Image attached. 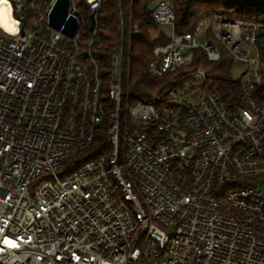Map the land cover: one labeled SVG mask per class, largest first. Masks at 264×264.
<instances>
[{
    "label": "built area",
    "instance_id": "obj_1",
    "mask_svg": "<svg viewBox=\"0 0 264 264\" xmlns=\"http://www.w3.org/2000/svg\"><path fill=\"white\" fill-rule=\"evenodd\" d=\"M2 1L18 29L0 24V264H264V23L215 14L178 32L174 4L153 0L170 39L147 69L164 84L137 91L132 17L105 87L102 0H70L73 36L50 24L57 0ZM218 42L243 67L235 104L202 66L201 84L180 83Z\"/></svg>",
    "mask_w": 264,
    "mask_h": 264
},
{
    "label": "trees",
    "instance_id": "obj_2",
    "mask_svg": "<svg viewBox=\"0 0 264 264\" xmlns=\"http://www.w3.org/2000/svg\"><path fill=\"white\" fill-rule=\"evenodd\" d=\"M82 5V0H76ZM153 0H102L99 10L100 41L92 47L94 58L100 63V76L105 85L108 84L110 73V54L113 43L119 38L121 20L125 26L132 22L138 23L141 35L132 38L129 84L133 90L149 91L162 89L164 79L152 76L147 67L152 58L153 49L159 44L169 41V36L163 30L153 34L158 25L149 14V5ZM176 9V29L178 32H193L200 20L205 16L215 14L244 21L264 23V0H170ZM207 37L214 39L210 32ZM221 47V58L218 61L209 60L204 51L195 50L194 59L190 65L179 71L182 74H194L199 66L207 73L205 86L207 90L218 89L225 102L235 104L240 101L242 93L238 80L232 78L235 66L234 57L226 48ZM260 58L264 63V31L257 36ZM100 138L96 137V141Z\"/></svg>",
    "mask_w": 264,
    "mask_h": 264
},
{
    "label": "water",
    "instance_id": "obj_3",
    "mask_svg": "<svg viewBox=\"0 0 264 264\" xmlns=\"http://www.w3.org/2000/svg\"><path fill=\"white\" fill-rule=\"evenodd\" d=\"M70 0H57L50 13V24L56 28H63L69 36H73L79 23L75 16H68Z\"/></svg>",
    "mask_w": 264,
    "mask_h": 264
},
{
    "label": "rangeland",
    "instance_id": "obj_4",
    "mask_svg": "<svg viewBox=\"0 0 264 264\" xmlns=\"http://www.w3.org/2000/svg\"><path fill=\"white\" fill-rule=\"evenodd\" d=\"M160 30H166L165 28H163L162 26H158L157 30L155 29L153 31V34H156L158 31ZM242 70H243V67L238 65V64H235L234 68H233V71H232V78L236 79V80H239L241 79V76H242ZM185 82V83H184ZM203 82V78L201 77L200 74H197V73H194V74H189V76L185 77V78H182L180 83L181 84H185V86H188V85H192V84H201ZM263 82H264V79H263ZM183 84V85H184ZM173 87H176V86H173ZM172 88V87H171ZM170 88H167L165 91H164V97L167 96L168 97V91H169Z\"/></svg>",
    "mask_w": 264,
    "mask_h": 264
},
{
    "label": "bare ground",
    "instance_id": "obj_5",
    "mask_svg": "<svg viewBox=\"0 0 264 264\" xmlns=\"http://www.w3.org/2000/svg\"><path fill=\"white\" fill-rule=\"evenodd\" d=\"M5 1L0 3V24L9 30L10 32H16L18 29V23L11 17L10 8L5 9Z\"/></svg>",
    "mask_w": 264,
    "mask_h": 264
}]
</instances>
